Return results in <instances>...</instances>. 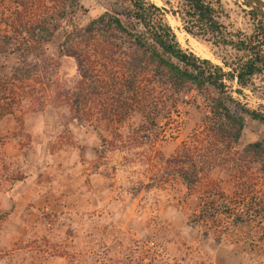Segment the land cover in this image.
I'll return each mask as SVG.
<instances>
[{"label":"trees","instance_id":"16d2710c","mask_svg":"<svg viewBox=\"0 0 264 264\" xmlns=\"http://www.w3.org/2000/svg\"><path fill=\"white\" fill-rule=\"evenodd\" d=\"M81 1L0 0V70L5 58L17 59L11 75L0 76V119L23 127L28 114L52 105L92 129L102 146L125 153L154 147L161 122L195 91L208 112L172 156L155 153L161 168L133 196L178 181L197 196L190 222L204 237L232 242L251 227L253 246L264 241V138L242 146L248 120L264 126V103L253 110L240 99L250 91L264 102V19L250 10L255 25L247 35L224 23L221 0H177L176 8L163 0L170 11L152 0H116L82 26ZM169 13L188 35L226 48L221 65L183 49ZM59 32V58L76 64L72 81L47 55Z\"/></svg>","mask_w":264,"mask_h":264},{"label":"rangeland","instance_id":"374dc122","mask_svg":"<svg viewBox=\"0 0 264 264\" xmlns=\"http://www.w3.org/2000/svg\"><path fill=\"white\" fill-rule=\"evenodd\" d=\"M115 1L82 0L85 13L81 25L86 26L93 18L109 9ZM152 1L170 11V6L163 0ZM166 1L172 3L174 8L177 7V0ZM221 1L228 14L224 19L228 28L234 32L252 34L255 24L249 14V8L243 5L241 0ZM167 19L183 49L195 54L196 49H202L208 57L199 53L197 56L221 65V59L227 54L226 48L216 47L212 43L188 35L183 31L182 24L170 13ZM62 38L63 34L59 32L48 46L47 55L59 62L62 80L72 81L76 64L71 58H59ZM16 65V58H5L2 61L0 76L8 78ZM240 99L253 110L259 109V105L264 103L250 91H246L245 96ZM207 112L205 99L191 91L185 95L183 104L179 106L177 113L173 114L172 120L161 122L160 138L154 147L150 144L144 150L125 153L110 151L109 145L102 146L92 129L78 126L71 121L68 111L52 105L40 112L28 114L23 127L12 117L0 119V187L6 190L13 184L14 178L24 176L22 171L26 159L38 157L51 161L54 158L56 169L59 171L63 160L72 163V171L73 163L79 162L88 167L84 170L92 169L101 174L98 179L101 180L103 175L108 180L106 193H103L102 185L95 184V200L102 203L110 201L109 216L119 219L120 223L112 227L111 237L114 245L110 246L111 253L108 252L107 246L99 243L93 247L82 240H78L74 245L76 252L73 253L70 244L51 242L46 236L39 235V238L33 241L12 243L0 235V264H49V258L44 260L42 253L47 243L53 251L59 247L60 251L68 252L52 253L50 256L67 255L72 264H217L208 253H249L254 264H264V241L253 246L255 238L251 227L240 228L231 238L232 242L223 240L221 244H217L212 234L208 238L204 237L205 229L190 222L197 209V196L194 192L188 196L186 188L180 182L174 181L165 188L144 189L140 194L133 196V189H137L141 183H149V177L156 169L161 168L162 164L156 163L155 153L159 152L165 158L172 156L183 142L188 141L198 127L201 116ZM262 138L264 126L248 120L242 146ZM96 150L101 154L98 155ZM104 152L105 155H102ZM4 217L5 215H0L1 223ZM46 222L55 223L53 218H47ZM53 230L54 228L49 232ZM89 247L94 248L95 253L92 256H88Z\"/></svg>","mask_w":264,"mask_h":264},{"label":"crops","instance_id":"0c3cea01","mask_svg":"<svg viewBox=\"0 0 264 264\" xmlns=\"http://www.w3.org/2000/svg\"><path fill=\"white\" fill-rule=\"evenodd\" d=\"M71 164L63 160L59 171L54 158L51 161L38 157L25 160L22 171L25 180L10 184L6 190L0 187V215H5L0 222L2 237L16 243L46 236L48 241L70 244L73 253L76 252L74 245L82 240L93 247L99 243L107 246L111 253L112 227L120 225L119 219L109 216L110 201H96L94 194L95 184L102 185L106 193L108 180L103 175L98 179L101 174L92 169L84 170L86 166L79 162L73 163L72 171ZM47 218H53L55 223L46 222ZM48 228L54 230L49 232ZM47 244L42 252L44 260L48 257L49 264H68L67 255H49L68 252L60 251L59 247L53 251ZM87 252L88 256L95 253L92 247L87 248ZM208 254L217 264H254L249 253Z\"/></svg>","mask_w":264,"mask_h":264},{"label":"water","instance_id":"95a60500","mask_svg":"<svg viewBox=\"0 0 264 264\" xmlns=\"http://www.w3.org/2000/svg\"><path fill=\"white\" fill-rule=\"evenodd\" d=\"M243 5L249 10L256 12L261 18L264 19V1L263 0H241Z\"/></svg>","mask_w":264,"mask_h":264},{"label":"bare ground","instance_id":"6f19581e","mask_svg":"<svg viewBox=\"0 0 264 264\" xmlns=\"http://www.w3.org/2000/svg\"><path fill=\"white\" fill-rule=\"evenodd\" d=\"M194 47V46H193ZM196 51H197V54L199 53V55H202L203 57H208V55L206 54V52L205 51H203L202 49H196ZM196 54V55H197ZM201 56V57H202Z\"/></svg>","mask_w":264,"mask_h":264}]
</instances>
